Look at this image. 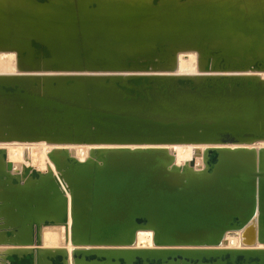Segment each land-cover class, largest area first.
I'll list each match as a JSON object with an SVG mask.
<instances>
[{"label":"bare ground","instance_id":"obj_1","mask_svg":"<svg viewBox=\"0 0 264 264\" xmlns=\"http://www.w3.org/2000/svg\"><path fill=\"white\" fill-rule=\"evenodd\" d=\"M262 74L264 0H0V264L264 251Z\"/></svg>","mask_w":264,"mask_h":264},{"label":"water","instance_id":"obj_2","mask_svg":"<svg viewBox=\"0 0 264 264\" xmlns=\"http://www.w3.org/2000/svg\"><path fill=\"white\" fill-rule=\"evenodd\" d=\"M215 154L217 155V153ZM145 253H136L131 260H128L124 256H119L118 261L120 264H264V251H178L175 253H165L164 255H153L151 254L152 252ZM85 258L106 261L104 255L98 254H85ZM8 259L11 264H32V256L30 254L22 257L13 254L9 255ZM51 259L53 264H58L62 261L58 255Z\"/></svg>","mask_w":264,"mask_h":264},{"label":"rangeland","instance_id":"obj_3","mask_svg":"<svg viewBox=\"0 0 264 264\" xmlns=\"http://www.w3.org/2000/svg\"><path fill=\"white\" fill-rule=\"evenodd\" d=\"M201 2V1H200ZM67 11V10H66ZM10 49H12V50H18V51H16V53H19V55L21 56V53L22 52H24L25 54H26V52L27 51H25L26 50V48H25V50H24V48H13V46H12V48H10ZM24 50V51H23ZM22 51V52H21ZM21 52V53H20ZM190 53H194V52H190ZM18 55V56H19ZM178 56H179V58H180V56H185L184 55V52H181V53H179L178 54ZM186 60L182 57V59H181V61H178L177 60V66H176V70H175V73H179V74H194V73H197V68H196V54H195V59L193 60V62H192V64L190 65V67H188V68H185V67H183L184 66V63L183 62H185ZM262 76L264 77V74H262ZM18 168V167H17ZM231 235H233V233H231Z\"/></svg>","mask_w":264,"mask_h":264}]
</instances>
